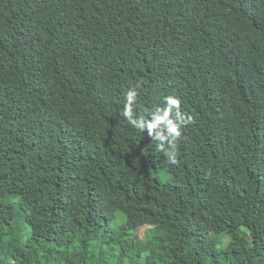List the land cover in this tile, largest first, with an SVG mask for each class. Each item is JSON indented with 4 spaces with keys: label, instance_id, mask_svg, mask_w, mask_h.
Here are the masks:
<instances>
[{
    "label": "trees",
    "instance_id": "trees-1",
    "mask_svg": "<svg viewBox=\"0 0 264 264\" xmlns=\"http://www.w3.org/2000/svg\"><path fill=\"white\" fill-rule=\"evenodd\" d=\"M0 264H264V0H0Z\"/></svg>",
    "mask_w": 264,
    "mask_h": 264
},
{
    "label": "clouds",
    "instance_id": "clouds-1",
    "mask_svg": "<svg viewBox=\"0 0 264 264\" xmlns=\"http://www.w3.org/2000/svg\"><path fill=\"white\" fill-rule=\"evenodd\" d=\"M138 92L136 89L128 90L125 96V103L121 115L128 124L144 132L148 130V135L161 142V150L165 142L169 145L170 151L167 155L170 163H178L175 148L182 136V127L192 123L190 116H185L181 112V101L175 96H166L159 104L160 107L148 111L149 119L138 117L134 108L136 106Z\"/></svg>",
    "mask_w": 264,
    "mask_h": 264
},
{
    "label": "rangeland",
    "instance_id": "rangeland-1",
    "mask_svg": "<svg viewBox=\"0 0 264 264\" xmlns=\"http://www.w3.org/2000/svg\"><path fill=\"white\" fill-rule=\"evenodd\" d=\"M164 178V176H163ZM148 228L147 227H144V228H141L137 231L139 237H140V240H143L145 238V232Z\"/></svg>",
    "mask_w": 264,
    "mask_h": 264
}]
</instances>
